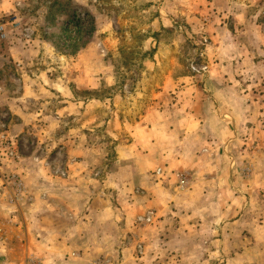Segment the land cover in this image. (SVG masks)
I'll list each match as a JSON object with an SVG mask.
<instances>
[{
	"label": "rangeland",
	"instance_id": "obj_1",
	"mask_svg": "<svg viewBox=\"0 0 264 264\" xmlns=\"http://www.w3.org/2000/svg\"><path fill=\"white\" fill-rule=\"evenodd\" d=\"M0 189V264H264V0H0Z\"/></svg>",
	"mask_w": 264,
	"mask_h": 264
},
{
	"label": "crops",
	"instance_id": "obj_2",
	"mask_svg": "<svg viewBox=\"0 0 264 264\" xmlns=\"http://www.w3.org/2000/svg\"><path fill=\"white\" fill-rule=\"evenodd\" d=\"M0 190H1V189H0ZM0 192H1V191H0ZM30 207H31V206H28V205H27V206H25V209H23L24 212H25V213H24V216H25V217L29 216V213L26 212V211H27L26 209H27V208L30 209ZM28 222H29V221H28ZM26 223H27V222H26ZM63 239H65V237H63ZM65 240H66V239H65ZM36 241H37V238H33V239H32V243H34V242H36ZM58 242H60V241L58 240Z\"/></svg>",
	"mask_w": 264,
	"mask_h": 264
},
{
	"label": "trees",
	"instance_id": "obj_3",
	"mask_svg": "<svg viewBox=\"0 0 264 264\" xmlns=\"http://www.w3.org/2000/svg\"><path fill=\"white\" fill-rule=\"evenodd\" d=\"M74 18L77 19L76 16H74ZM80 19H81V18H80V16H79V17H78V22H79ZM84 20H86V19H84ZM88 27H89V25H88ZM94 30H95V25H94L93 18H92L89 32L92 33ZM84 44H86V43H84Z\"/></svg>",
	"mask_w": 264,
	"mask_h": 264
},
{
	"label": "built area",
	"instance_id": "obj_4",
	"mask_svg": "<svg viewBox=\"0 0 264 264\" xmlns=\"http://www.w3.org/2000/svg\"><path fill=\"white\" fill-rule=\"evenodd\" d=\"M181 182H182V184H184V183H185V181H184V180H182Z\"/></svg>",
	"mask_w": 264,
	"mask_h": 264
}]
</instances>
